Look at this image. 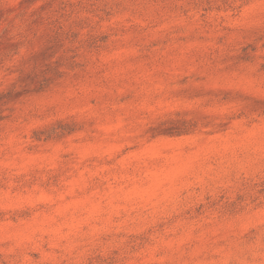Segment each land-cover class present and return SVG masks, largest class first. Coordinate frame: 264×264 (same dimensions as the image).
I'll return each mask as SVG.
<instances>
[{"label": "rangeland", "instance_id": "374dc122", "mask_svg": "<svg viewBox=\"0 0 264 264\" xmlns=\"http://www.w3.org/2000/svg\"><path fill=\"white\" fill-rule=\"evenodd\" d=\"M0 264H264V0H0Z\"/></svg>", "mask_w": 264, "mask_h": 264}]
</instances>
